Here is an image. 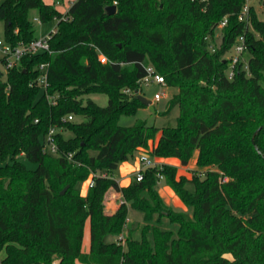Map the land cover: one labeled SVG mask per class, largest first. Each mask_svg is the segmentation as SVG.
<instances>
[{
  "label": "trees",
  "instance_id": "16d2710c",
  "mask_svg": "<svg viewBox=\"0 0 264 264\" xmlns=\"http://www.w3.org/2000/svg\"><path fill=\"white\" fill-rule=\"evenodd\" d=\"M114 1L75 0L65 14L45 0L0 3L5 40L13 45L38 38L33 12L41 22L57 20L51 52L24 57L0 78L1 262L264 264V19L253 5L251 25L240 21L244 0H116L117 12L108 14ZM242 35L246 50L230 78L226 54ZM46 62L45 91L34 83ZM149 64L177 88L162 112L178 107L177 123L121 126V115L145 106L136 92ZM90 93H106L109 104L84 101ZM69 114L84 120H64ZM54 125L59 148L73 152L74 161L43 151ZM150 141L152 155L179 158L184 166L197 152V165L209 167L205 177L198 170L178 175L177 166L162 164L120 186L114 171L135 151L149 150ZM159 174L188 209L166 202ZM91 176L94 185L83 194L81 184ZM111 188L123 197L112 213ZM132 210L139 219L130 222ZM125 229L119 245L113 237Z\"/></svg>",
  "mask_w": 264,
  "mask_h": 264
},
{
  "label": "rangeland",
  "instance_id": "374dc122",
  "mask_svg": "<svg viewBox=\"0 0 264 264\" xmlns=\"http://www.w3.org/2000/svg\"><path fill=\"white\" fill-rule=\"evenodd\" d=\"M1 1L2 0H0V3H1ZM73 1L74 0H58V2H55V0H45V2L56 6V8L60 12H62L63 14H65L68 11V9L70 8V5ZM252 3L254 4V6L256 3L255 9H256L258 17L260 19H264V12H263L264 0H260V1L259 0H252ZM32 16H33L32 18H33L35 28H36V35L38 37L46 36L57 25L56 19L48 21V22H41V20L39 19L38 13L36 11L33 12ZM4 27H5L4 22L0 21V39H5V30H4L5 28ZM221 35H222V31H221V28L219 27V29H217V31L215 32V40L219 41L221 38ZM233 54H234V50L232 49L229 53L226 54V57L230 58ZM162 91L166 92V96L163 97L160 101H156L155 100V94L157 92H162ZM176 91H177V88L170 87V86H162V85H159L156 83H152L148 86H144L143 95L146 98H148L149 100H151L152 103L150 105H145L143 107H140L135 114H132V115L123 114V115H121L118 119V124L121 126L132 127L140 120H147V122L149 124L156 125L159 128H163L165 126H175L177 123V116L179 115V108L176 107L170 115H166V116L162 115V112H164L166 110L168 101L170 100V98L172 97V95ZM88 99L94 100L95 102H97L101 106H107L109 104V96L106 93H90V94L84 96V101H87ZM75 120L77 122H81L82 120H84V117L83 116H76ZM65 135L70 137V136H73V133L70 131H65ZM152 145H153V142L150 141L149 142V148H150L149 150L148 149L137 150L133 154L130 155L128 160L120 163L118 168L114 171V178L119 182L120 186H127L132 181L136 180L135 175L141 169L140 156L143 153L148 154L152 160L157 161L158 157L154 156L150 153ZM92 154H96V151H92ZM19 158H20V160L25 162L29 168H32V169L36 168L37 164L29 161L25 156L21 155ZM196 158L197 157L195 154L191 158V160L187 166H184L181 163L179 165H177L180 167V169H178V175H185L187 177H192L193 171L198 170V171L202 172L201 177H205L204 172L206 170H208L209 167L198 166L196 163ZM168 159H170V162H172V163L180 161L176 157H168ZM10 160L11 159H9V161ZM170 162H168V164L174 165ZM210 168L215 169V167H210ZM185 172H187V173L185 174ZM103 174L106 175L105 172ZM164 184H165V180L160 179L159 185H158L159 188L162 187ZM187 187L189 190H194V184L193 183H188ZM81 189H82L83 194L87 193V191L89 189V180H87L83 184H81ZM114 194L116 195L117 193L112 188L107 191L106 209L108 212L111 211L110 210L111 208H113V205L110 204L109 201H111V199H113L115 197ZM176 197L177 198H175V199L177 200V203L175 202V200L173 202L171 201L170 203L175 205L176 208L188 209L186 207V205L180 200V198L177 195H176ZM121 200L123 201V197L121 198ZM121 200H120V204L122 203ZM118 201H119V199H118ZM137 217L139 219V216H136V214L132 210L130 217H129V221L131 222V221L135 220V218H137ZM87 233H88V231H87ZM125 233H126V229L123 230L118 236L113 237V240L116 241V243L119 245L120 244L125 245ZM84 244H85V246H87V244H88L87 237L85 239ZM229 256L231 257V255H229ZM4 257H5V250L2 249L0 251V264H3L1 261Z\"/></svg>",
  "mask_w": 264,
  "mask_h": 264
},
{
  "label": "built area",
  "instance_id": "2783aa9c",
  "mask_svg": "<svg viewBox=\"0 0 264 264\" xmlns=\"http://www.w3.org/2000/svg\"><path fill=\"white\" fill-rule=\"evenodd\" d=\"M207 1V0H202ZM114 5L117 6L118 1H114ZM254 4L252 3V0H244V5L242 8V11L239 15L240 21L246 22L249 25L250 24V11L251 7ZM228 23V16H225L220 24L219 27L222 28L226 26ZM57 32V26L52 29L50 33H48L44 37H38L28 43L20 42L17 45H13L10 42H8L5 39H0V78L5 79L9 70L18 66L22 59L26 56H32L37 55L44 52H51L50 48V40L53 37V35ZM234 50V54L230 57L231 59V68L229 70V77L232 78L234 75L233 67L236 65L241 57L244 55L246 50V44H245V37L244 35L240 36L235 43V45L232 48ZM101 61L104 63L107 61V58L104 55L100 56ZM246 68H248V65H246ZM38 69L40 71V75L36 82L34 84L40 85L43 90L46 91L49 82H48V70H49V63H41L38 66ZM140 88L137 90L136 93L143 94V88L144 86H148L152 83H156L162 86H167L166 80L164 75H162L153 64H149L146 66V73L145 75L138 81ZM127 93H131L130 89L124 90ZM49 99H51V103L55 104L56 100L54 97L49 96ZM166 96V92H157L155 94V100L160 101L163 97ZM74 114H69L64 120H75ZM39 120L36 119V122ZM59 131V128L57 126H51L48 130V132L43 137V151L45 153H50L55 156H66L69 160H75L74 159V153L73 152H63L57 143V133ZM140 162H141V169L136 173L135 178L137 181H141L144 178V171L145 169L149 167L154 166H161L156 161L152 160L148 154L143 153L140 156ZM94 176V174H93ZM93 176H91L89 180V187H92L94 185V179ZM159 178L163 179V175L159 174Z\"/></svg>",
  "mask_w": 264,
  "mask_h": 264
},
{
  "label": "crops",
  "instance_id": "0c3cea01",
  "mask_svg": "<svg viewBox=\"0 0 264 264\" xmlns=\"http://www.w3.org/2000/svg\"><path fill=\"white\" fill-rule=\"evenodd\" d=\"M75 1V0H74ZM260 1V0H259ZM2 2V1H1ZM55 2H58V0H55ZM72 4V3H71ZM255 8H256V3H255ZM5 28V27H4ZM5 30V29H4ZM196 154V157H197V152L195 153ZM179 159V158H178ZM180 160V159H179ZM158 164H160V165H162V164H168V162H170V159H168V157H158V159H157V161H156ZM170 163H172V162H170ZM181 163V161H178V162H174V163H172V164H174L175 166H177V165H179ZM178 167V169H180V167L179 166H177ZM186 169V168H185ZM187 172H185V174H186ZM159 191H160V194L163 196V198L166 200V202L167 203H169V204H171V205H173L172 203H170L171 201L173 202L174 200H175V202L177 203V200L175 199V198H177L176 197V195H175V192H174V190L170 187V186H168V185H166V184H164L162 187H160L159 188ZM116 195L114 194V198L113 199H111V201H109V203L110 204H112L113 205V208H111L110 210L111 211H109V212H114V211H116L117 209H118V207L120 206V200H121V198H122V194L120 193V192H117L116 191ZM120 193V194H119ZM118 199H119V201H118ZM122 201V200H121ZM173 206H175V205H173ZM87 231H88V233H87ZM88 234V235H87ZM87 235V236H86ZM86 237H87V239H88V244H87V246H85V244H84V242H85V239H86ZM89 248H90V226H89V223H87V225H86V227H85V234H84V240H83V250L84 251H89Z\"/></svg>",
  "mask_w": 264,
  "mask_h": 264
},
{
  "label": "water",
  "instance_id": "95a60500",
  "mask_svg": "<svg viewBox=\"0 0 264 264\" xmlns=\"http://www.w3.org/2000/svg\"><path fill=\"white\" fill-rule=\"evenodd\" d=\"M107 13L108 14H114L117 12V6L114 4L108 5L106 7ZM137 98L139 99V101L141 103H143L144 105H150L152 103L151 100H149L148 98H146L143 94L137 93ZM261 128H259L255 133H254V137H253V142H255V136L258 134L259 130ZM257 147V146H256ZM258 149V147H257ZM68 187H65L62 191L61 194H64L66 192Z\"/></svg>",
  "mask_w": 264,
  "mask_h": 264
}]
</instances>
